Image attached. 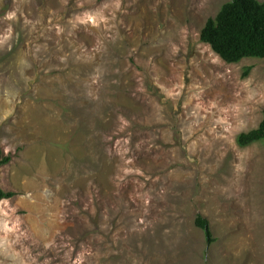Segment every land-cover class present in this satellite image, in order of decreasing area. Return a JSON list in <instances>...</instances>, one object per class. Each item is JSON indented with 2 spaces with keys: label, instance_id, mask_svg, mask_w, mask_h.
Instances as JSON below:
<instances>
[{
  "label": "rangeland",
  "instance_id": "374dc122",
  "mask_svg": "<svg viewBox=\"0 0 264 264\" xmlns=\"http://www.w3.org/2000/svg\"><path fill=\"white\" fill-rule=\"evenodd\" d=\"M230 1L0 0V264H264V59L201 40Z\"/></svg>",
  "mask_w": 264,
  "mask_h": 264
},
{
  "label": "trees",
  "instance_id": "16d2710c",
  "mask_svg": "<svg viewBox=\"0 0 264 264\" xmlns=\"http://www.w3.org/2000/svg\"><path fill=\"white\" fill-rule=\"evenodd\" d=\"M201 40L228 64L249 58L264 59V1L231 0L215 18L208 20ZM261 141H264V119L258 129L238 138L241 147ZM8 161L9 158L0 162V166ZM14 197L15 193L0 189V203ZM196 225L204 231L208 245H212L216 240L209 221L199 215Z\"/></svg>",
  "mask_w": 264,
  "mask_h": 264
}]
</instances>
